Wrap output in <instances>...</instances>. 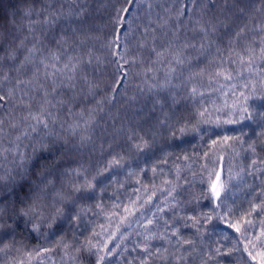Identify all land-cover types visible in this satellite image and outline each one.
Segmentation results:
<instances>
[{"label": "trees", "instance_id": "1", "mask_svg": "<svg viewBox=\"0 0 264 264\" xmlns=\"http://www.w3.org/2000/svg\"><path fill=\"white\" fill-rule=\"evenodd\" d=\"M45 3L53 8L63 7L66 13L69 11L70 0H27V3L25 0H0V33L7 36L11 31L12 38L27 36L25 28L29 21L23 17V9L34 7L40 11ZM75 7L83 9L84 14L81 18L61 20L55 27L45 30L42 39L53 50L57 48L52 42L53 39L58 40L65 33L71 35L75 31L79 39L85 41L79 51L85 59L91 60V63L85 66L89 84H84L78 77L75 90L61 89L60 93L63 99L75 97L69 105L73 112L84 110L87 115L88 110L92 111L94 121L90 133L92 139L90 143L71 151L67 147H62L59 142L54 145L50 143L52 151L43 153L41 163L51 165L53 170L51 180L58 190L61 184L66 187L68 183L79 180V177L72 175L73 170H86V175H95L97 171H102L103 175L97 177V190L92 199H78V205L64 204L63 216L58 217L51 228H42L40 233L33 232L31 226L23 221H20L17 227L19 218L13 215L11 209L22 205L15 196L3 199L0 207L5 209L7 223L4 229H0V236L3 237V244L9 245L11 251L6 254L0 253V264H19L20 261H23V264H95V256L77 249H82L89 240L97 245H103L107 240V235L97 237L93 232H100L98 225L106 223L104 212L111 211L110 205L114 198L125 200L127 196L133 195V190L138 186L137 179L149 187L153 182L159 185L164 178L172 179L177 168L180 170L182 188L175 216L200 217L203 214H212L213 220L204 226L201 233H197L190 222L187 227L181 226L183 238L195 242L192 246L195 251L190 255L177 248L175 238H171V243L166 240H153L152 247L167 248L165 256L188 255L186 261L169 260L167 264H202V261L207 259L205 252L216 247H220L222 253L230 250L229 254L209 260L208 264L217 262L260 264V256L253 260L243 251L244 241L238 240L241 233L234 232L215 219L214 205L207 198V185L208 171L215 166L212 161H217L224 172L227 174L230 171L233 177L231 181L226 182L229 198L225 201L232 209V218L238 219L243 214L251 219L253 226L249 235H255L258 227H264L262 223L264 212L257 210L256 213L247 215L252 204L259 203L261 193L264 191V186L261 185L264 173L256 171L258 168H264L262 102L259 100L249 102L254 114L252 121L246 120L243 124L236 125H204L207 132L201 134L202 138L201 135L189 134L172 139L167 129L163 127L164 123L169 126L175 125L178 120L195 123L199 119L198 109L207 108L213 111L222 105L224 97L211 91V87L218 85L213 82L211 87L209 86V77L217 70L215 61L219 54L214 48L205 52L186 50L184 55L189 57L190 62L182 66L173 64L177 72L173 74L171 82L167 83L163 71L166 65L152 64L156 57L152 54L151 47L157 49L167 47L168 41L172 39V32L177 28H179L177 35L180 38L177 44H182L185 39L198 43L201 37L198 32L192 30L193 22L203 16L204 19H214L217 22L218 29L213 39L216 45L226 50L234 33L245 28L246 34L252 36L254 33L249 30L264 22V0H203V2L195 0V3H190V0H76ZM181 10L184 11V15H180ZM118 20H122V23L117 24ZM165 21H167L165 27H158ZM14 28L21 30L16 32ZM146 29L149 30L147 35ZM114 43L119 47L113 49ZM0 45L7 46L3 39H0ZM3 54L0 52V55ZM149 67L159 69L155 78L150 72L146 74ZM201 70L202 75L192 76V73H199ZM30 76L31 72H28L22 78L27 79ZM220 83L224 81L221 80ZM153 84L157 87L150 88ZM193 87L204 95L191 96L190 90ZM8 112L20 114L19 109H13L12 105L8 104L7 111L0 109L2 113L0 118L10 119ZM59 115L61 120L68 123L76 119L65 109H60ZM221 119H224L223 115ZM54 131L67 140L72 139L59 127ZM5 132L9 134L6 138L0 137V147L8 148L9 141L14 140L18 133L7 128ZM224 136L242 137L243 145L235 146V152L239 155L227 148L222 150L214 148L207 160L202 159L211 140L219 141ZM139 137L149 140L150 143L154 140L151 152L137 151L134 144L139 143ZM24 143L29 144L30 141L26 140ZM250 143L255 145V153L247 150ZM165 153L168 154L167 157ZM5 155L8 157L7 162L0 160V164L9 169L12 167V156L8 153ZM221 155L223 159L219 160ZM113 156H123L124 167L104 171ZM165 158L167 164L160 163ZM205 164L207 169L204 167ZM153 165L163 168L164 174L153 177L150 170L140 173L141 168L150 169ZM128 172L137 175L129 176ZM4 195L0 192V198ZM47 202L50 205L49 211L53 214L56 207H61L53 206L54 201L50 199ZM97 204H101L102 209L97 208ZM80 208L89 211L77 221L73 217ZM8 215H13V219L8 220ZM159 215L170 223L174 217V213L167 210ZM154 223L158 226L155 231L164 234L163 220L158 216ZM136 231L143 233L144 229L137 228ZM225 236L228 239H225ZM142 240L143 235L137 236L134 233L125 241L128 251L122 252L118 249L117 255L106 259L105 264H139L144 254L132 249ZM3 244H0V247ZM42 248H48L50 251L44 253L41 261V258L35 256V251ZM30 252L31 257L28 256ZM149 264H161V261L153 257Z\"/></svg>", "mask_w": 264, "mask_h": 264}, {"label": "snow or ice", "instance_id": "2", "mask_svg": "<svg viewBox=\"0 0 264 264\" xmlns=\"http://www.w3.org/2000/svg\"><path fill=\"white\" fill-rule=\"evenodd\" d=\"M75 3L76 0H70L67 13L63 7L53 8L47 3L40 11L34 7H26L23 9V17L29 21L25 28L28 35L12 38L13 32L11 31L7 36L0 33V39H3L7 45L6 47L0 45V52L4 53L0 55V109L7 111L8 104H11L13 109L20 111L19 115H16L15 112H8L10 119L0 118V137H7L9 133L5 132L6 128L11 132L18 133L14 140L9 141L10 147H0V160L7 162L8 157L5 153L12 156L11 168L5 169L3 164H0V192L5 194L0 198V203L3 199L15 196L19 204L22 205V207L11 209L13 215L19 218L17 227L19 222L23 221L26 225L31 226L33 232L38 233L42 228H51L57 218L63 216L62 206L64 204L78 205V199H92L97 190V177L103 175L102 171H97L95 175H86V170H73L72 175L79 177V180L68 183L66 187L61 184L58 190L51 180L53 176L51 165L41 163L43 153L52 151L49 147L50 143L54 145L59 142L62 147H67L71 151L90 143L92 139L90 134L91 125L94 123L92 111L88 110L87 115L84 110L78 113L73 112L69 105L75 97L63 99L60 93L61 89L75 90L78 77L83 80L84 84H89L85 75V66L90 64L91 60L85 59L79 51L85 41L80 40L75 31L71 35L65 33L58 40L53 39L52 42L57 45V48L53 50L42 39L45 30L55 27L61 20L79 19L83 16V9L76 8ZM190 3H195V0H190ZM180 15H184L183 10L180 11ZM41 17L43 18L41 19ZM121 23L122 20L117 21V24ZM193 23L192 30L200 34V41L192 43L185 39L182 44H177L180 39L177 35L179 28H177L172 32V39L168 41L167 47L162 49L151 47L152 54L156 57L152 64L166 65L163 70L164 77L165 81L170 83L173 74L177 72V68L173 67V64L182 66L186 62H190L189 57L184 55L186 50L205 52L214 48V51L219 54V58L215 61L217 70L209 77V86L211 87L215 82L218 87H211V91L219 93L224 97V100L222 105L213 111H209L207 108L198 109L199 119L195 123L188 120H178L173 126L164 123L163 127L167 129L168 135L172 139H179L189 134L201 135L207 132L204 125H236L243 124L246 120L252 121L254 114L249 102L259 100L264 106V22L249 30L254 33L252 36L246 34L245 28L234 33L226 50H222L219 45H216L213 39L218 29V24L214 19H204L201 16ZM166 25L167 21L159 24L158 27L163 28ZM20 30V28H14L16 32ZM148 31V29L145 30L146 35ZM152 31L154 32L155 29ZM154 42L155 36H153V44ZM112 47L115 49L119 45L114 43ZM157 70L159 69L149 67L146 74L150 72L155 78ZM28 72H31V76L27 79L22 78ZM202 74L203 70L199 73H192V76ZM126 75L125 73V78ZM221 80L224 83H220ZM9 85L10 87H8ZM163 86L161 85V87ZM155 87H157L155 84L150 86V88ZM82 91L83 89H81ZM190 95L202 97L204 93L193 87L190 90ZM60 109H65L70 116H74L76 119L71 123L61 120ZM221 115L224 116L223 120ZM66 124L67 127H65ZM57 127L72 139L67 140L64 136L56 133L54 129ZM26 140L30 143L25 144ZM229 141L233 143H229ZM153 143L154 140L150 143L149 140L139 137V143L134 144V147L139 152L145 150L151 152ZM243 143L241 136H224L219 141L212 139L208 144V151H205L201 158L207 160L214 148L221 150L227 148L239 155L235 152V146H242ZM247 150L255 153V145L248 144ZM167 155L165 153V157ZM184 159H188V157H184ZM218 159L222 160L223 156H219ZM160 163L167 164V159L165 158ZM212 163L215 166L208 171L207 198L214 205L215 219L234 232L241 233L238 240L244 241L243 251L253 260L260 256V264H264V227H258L255 235H249L252 231V220L243 214L238 219L232 218V209L225 201L229 198L226 182L231 181L233 177L230 171L226 174L217 161H212ZM123 167L124 157L113 156L104 171ZM204 167L207 169V164ZM146 170H150L153 177L164 174V169L158 168L156 165L150 169L141 168L140 173H144ZM256 171L264 173V168H258ZM128 175L137 174L128 172ZM248 175H253V173H248ZM136 184L138 186L133 190V195L127 196L125 200L114 198L110 205L111 211L104 212L106 223L98 225L101 229L100 232H93V235L97 237L107 235L104 244H93L89 240L82 249H77V251H85L95 256V264H105L106 259L117 255L118 249H121L122 252L128 251L125 241L135 233L137 236L143 235V240L136 243L132 249V251L139 250L144 254L139 264H149L153 257L160 260L161 264H167L169 260L186 261L188 255L195 251V248L192 247L195 242L183 238L180 231L181 226L187 227L190 222L191 226L196 228L197 233H201L204 226L213 220V215L175 216L182 188L178 168L172 179L164 178L159 185L153 182L149 187V185L141 183L139 179L136 180ZM261 185L264 186V181L261 182ZM120 187H123V183L120 184ZM49 199L54 201L53 206H61L55 208V214L49 211L50 205L47 202ZM96 207L102 209L101 204H97ZM166 210L174 213L171 223L159 215L165 213ZM257 210L264 212V191L261 193L259 203H253L247 215L250 216ZM88 211L89 209L80 208L73 218L79 221L81 216L86 215ZM13 215H8L7 219L12 220ZM158 216L163 220L164 234L155 231L158 226L154 220ZM6 223L5 209L0 207V229H4ZM149 226L152 227L149 228ZM137 228H143L144 232H137ZM171 238H175L177 248L183 249L188 255L165 256L164 253L168 252L167 248H153L151 245V241L156 239L171 243ZM225 239L228 237L225 236ZM0 244H3L2 236H0ZM122 245H124L123 248ZM186 245L189 247L186 248ZM8 251H11L9 245L3 244L0 247V253L6 254ZM48 251H50L48 248L36 250L35 256L41 258L42 261L44 253ZM229 251L225 250L222 253L220 247L211 249L205 252L207 259L203 260L202 264H208L209 260H215L219 256L228 255ZM28 256L31 257L32 253H28ZM19 264H23V261H20Z\"/></svg>", "mask_w": 264, "mask_h": 264}]
</instances>
